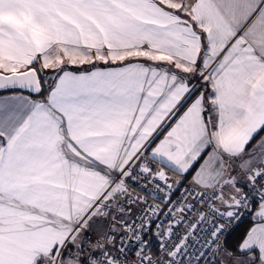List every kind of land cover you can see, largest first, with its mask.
Wrapping results in <instances>:
<instances>
[{
	"label": "snow or ice",
	"instance_id": "obj_1",
	"mask_svg": "<svg viewBox=\"0 0 264 264\" xmlns=\"http://www.w3.org/2000/svg\"><path fill=\"white\" fill-rule=\"evenodd\" d=\"M0 264H264V0H0Z\"/></svg>",
	"mask_w": 264,
	"mask_h": 264
}]
</instances>
